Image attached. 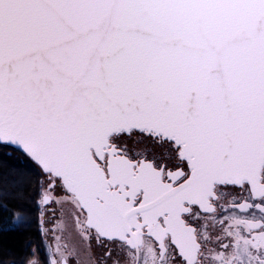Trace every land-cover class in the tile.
<instances>
[{
	"label": "snow or ice",
	"instance_id": "1",
	"mask_svg": "<svg viewBox=\"0 0 264 264\" xmlns=\"http://www.w3.org/2000/svg\"><path fill=\"white\" fill-rule=\"evenodd\" d=\"M0 144L44 264H264V0H0Z\"/></svg>",
	"mask_w": 264,
	"mask_h": 264
},
{
	"label": "trees",
	"instance_id": "2",
	"mask_svg": "<svg viewBox=\"0 0 264 264\" xmlns=\"http://www.w3.org/2000/svg\"><path fill=\"white\" fill-rule=\"evenodd\" d=\"M37 172L21 149L0 144V264H25L33 249L45 259Z\"/></svg>",
	"mask_w": 264,
	"mask_h": 264
},
{
	"label": "rangeland",
	"instance_id": "3",
	"mask_svg": "<svg viewBox=\"0 0 264 264\" xmlns=\"http://www.w3.org/2000/svg\"><path fill=\"white\" fill-rule=\"evenodd\" d=\"M64 207H65V212H67V206H64ZM53 210H55V216L53 215ZM59 216H60V212L58 210V206L51 205L49 209L46 210L43 215V221H44L43 227L49 228V229L52 228L53 224L56 222V219L59 218ZM65 219L68 221V230L64 233L66 242L68 243L69 247H72V246L76 247V249L78 250L77 256L81 259L80 262L87 263L89 261V256H88L86 246L83 243V241L80 239V237L73 230L70 218L66 216ZM44 239H45V243H51V236L47 238L44 237Z\"/></svg>",
	"mask_w": 264,
	"mask_h": 264
},
{
	"label": "flooded vegetation",
	"instance_id": "4",
	"mask_svg": "<svg viewBox=\"0 0 264 264\" xmlns=\"http://www.w3.org/2000/svg\"><path fill=\"white\" fill-rule=\"evenodd\" d=\"M134 139V138H133ZM145 143H148L147 141L145 142ZM101 251H102V249H100V248H97L96 247V245H95V241H93L92 242V252L94 253V254H100L101 253ZM77 255H78V253H77ZM39 257V256H38ZM40 258V257H39ZM41 259V264H44V260L42 259V258H40ZM77 259H79V262H80V258L78 257V256H76V257H71L70 259H69V264H76V261H77ZM80 264H91V260H90V258H89V261L87 262V263H81L80 262Z\"/></svg>",
	"mask_w": 264,
	"mask_h": 264
},
{
	"label": "water",
	"instance_id": "5",
	"mask_svg": "<svg viewBox=\"0 0 264 264\" xmlns=\"http://www.w3.org/2000/svg\"><path fill=\"white\" fill-rule=\"evenodd\" d=\"M15 146V145H14ZM17 147V146H16Z\"/></svg>",
	"mask_w": 264,
	"mask_h": 264
}]
</instances>
